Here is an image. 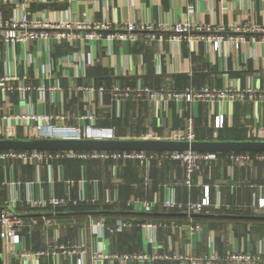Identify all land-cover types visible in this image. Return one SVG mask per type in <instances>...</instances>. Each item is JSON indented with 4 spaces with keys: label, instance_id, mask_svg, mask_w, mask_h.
I'll list each match as a JSON object with an SVG mask.
<instances>
[{
    "label": "crops",
    "instance_id": "1",
    "mask_svg": "<svg viewBox=\"0 0 264 264\" xmlns=\"http://www.w3.org/2000/svg\"><path fill=\"white\" fill-rule=\"evenodd\" d=\"M23 13L59 21H109L111 32L131 21H152L165 26V37L148 40L145 32L137 31L133 40H88L85 34L90 31L77 29L80 37L73 43L51 35L13 44L0 36V78L10 73L18 77L19 85L28 75L26 84L33 87L7 97L0 91V138H48L32 134L36 124L30 128L12 122L13 131L3 132L4 115L37 113L52 117L47 124L55 126L60 137L92 125L109 130L112 136L107 138L187 140L186 122L193 117L194 140H264V98L160 103L112 95L116 86L264 90V0L0 1L2 17ZM180 21L223 27L226 41L219 49L207 40L173 41L168 27ZM254 26L261 30L232 31ZM240 33L245 39L236 46L230 39ZM41 85L45 89H39ZM90 86L94 90L78 89ZM218 115H224L222 128H215ZM146 152L157 156L145 162L76 157L43 163L5 160L0 165V203L3 209L8 202L13 205L24 226L23 242L14 250L3 240L4 264H180L177 255L213 253L223 260L236 249L256 254L264 248V209L258 208V200L264 198V160L236 163L229 157L249 153L254 158L264 152L214 153L215 159L201 161L191 187L185 184L184 163L163 158L170 151ZM208 185L212 205L202 213L188 215L160 205L143 210L128 204L155 197L199 201ZM51 195L76 200L81 207L70 203L33 209L27 203ZM40 214L52 224L33 225L32 219ZM122 222L127 226L118 230Z\"/></svg>",
    "mask_w": 264,
    "mask_h": 264
},
{
    "label": "built area",
    "instance_id": "2",
    "mask_svg": "<svg viewBox=\"0 0 264 264\" xmlns=\"http://www.w3.org/2000/svg\"><path fill=\"white\" fill-rule=\"evenodd\" d=\"M7 1V0H0ZM88 30L90 32L85 34V38L88 40L103 39L107 38L109 40L115 39H137V31L145 32L146 39H164L163 30L166 29L164 25H156L152 21H144L137 23L135 21L128 22L115 32H111V23L109 21H101L95 23L87 22H77L72 20H53L51 18L38 19L32 18L28 13L20 14L19 16L4 18L0 14V36L7 43H28L31 40L39 38H48L51 35L56 36L58 39H65L73 43L76 39L80 37V34L76 31ZM173 35L171 39L173 41H179L182 38H186L189 41L199 42L207 40L212 42L216 49L220 48V45L226 41V37L222 34L224 32L223 27H212L211 25H193L190 21H180L168 27ZM260 27L254 26L248 27H233L232 31H259ZM203 31L209 32L208 36L201 34H192L191 32ZM108 32V33H105ZM162 32V33H161ZM216 32V33H214ZM245 39V36L240 33L239 35L231 36V41L236 43V46ZM29 79L28 75H25L20 81L19 85L15 84L18 77L7 73L0 78V91L6 95L9 92L15 90L25 93L33 89L32 86H28L26 81ZM75 87V86H74ZM39 89H45L43 85L39 86ZM79 90H94L93 86L90 87H78ZM112 95L118 100H147L154 102H170L174 100H187V101H259L264 98V90H257L252 87L246 89H239L237 87L231 88H210V87H189L182 91H170V90H156L151 88H122L116 86L112 89ZM52 117L45 114L37 113H18L16 115H4L3 119L5 122V127L3 129L4 133H9L12 130V122H17L18 124H29L30 128L36 124L32 130V134L43 135L48 138L60 137L57 136V129L53 125L47 124ZM93 119L94 116H90ZM64 119V117H62ZM43 121V125L40 123ZM187 140L195 139V121L193 117L187 119ZM224 125V115H218L215 118V128H222ZM72 133L68 136H61L62 138H107L111 137L112 133L107 129H97L92 125L78 126L74 128ZM106 136V137H103ZM157 155L155 153H147L146 151L138 150H124V151H109V150H93V151H48V150H16L8 149L0 151V158L4 160H21L28 163H43L51 159H58L60 157H76L79 159H99V160H110V161H121V160H141L142 162L150 161L154 159ZM236 163H250L254 159L264 160V154H257L254 158L249 153H232L230 156ZM164 159L177 160L184 163L185 167V184L188 187L193 185V176L201 161L212 160L216 158L214 153L198 152V151H170L163 155ZM27 203L33 209L46 208L48 206L57 208L61 206L68 205L70 203L77 204L78 201L71 200L66 197H57L54 195L48 198H30L27 199ZM130 206L140 207L143 210H150L157 206H162L165 209H177L179 211L185 212L188 215L194 213H202L207 207L212 205L210 196V186H205L204 197L199 201H177L175 199H164L161 200L159 197L151 201L136 200L130 201L128 203ZM258 208L264 209V198L258 200ZM40 221H44L46 224H52V220L46 214H40L34 216L32 219V224L37 225ZM1 238L4 241L10 242L12 245V250L14 246L21 244L23 242L22 229L24 226L23 218L13 210V205L9 202L7 207L2 211L1 217ZM127 226V223H120L117 225V229L120 230ZM151 226V225H149ZM157 226V225H153ZM195 227H192L194 230ZM85 245H81L75 249L73 252H77L79 248H83ZM21 256H27L28 254L24 252H19ZM65 252H69V249H65ZM14 252V251H13ZM37 255H42V252L36 253ZM175 258L180 264H264V248L258 253L254 254L251 251L244 250H234L229 253L223 260L216 257L215 254H208L203 257H195L189 254L177 255Z\"/></svg>",
    "mask_w": 264,
    "mask_h": 264
},
{
    "label": "water",
    "instance_id": "3",
    "mask_svg": "<svg viewBox=\"0 0 264 264\" xmlns=\"http://www.w3.org/2000/svg\"><path fill=\"white\" fill-rule=\"evenodd\" d=\"M50 150V151H198L218 152H264V140H170V139H114V138H0V151ZM5 160L0 159V165ZM3 207L0 203V217ZM1 232V222H0ZM0 264H4L3 240L0 235Z\"/></svg>",
    "mask_w": 264,
    "mask_h": 264
},
{
    "label": "trees",
    "instance_id": "4",
    "mask_svg": "<svg viewBox=\"0 0 264 264\" xmlns=\"http://www.w3.org/2000/svg\"><path fill=\"white\" fill-rule=\"evenodd\" d=\"M224 127V126H223ZM222 154V153H221ZM81 203H77V204H71L70 205V207H73V208H79V207H81V205H80Z\"/></svg>",
    "mask_w": 264,
    "mask_h": 264
},
{
    "label": "bare ground",
    "instance_id": "5",
    "mask_svg": "<svg viewBox=\"0 0 264 264\" xmlns=\"http://www.w3.org/2000/svg\"><path fill=\"white\" fill-rule=\"evenodd\" d=\"M69 134H71V133H69V132L66 131V133L64 134V136H68Z\"/></svg>",
    "mask_w": 264,
    "mask_h": 264
}]
</instances>
